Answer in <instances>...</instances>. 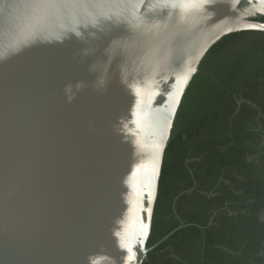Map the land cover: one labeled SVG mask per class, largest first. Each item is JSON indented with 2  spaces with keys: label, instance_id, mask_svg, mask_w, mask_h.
Here are the masks:
<instances>
[{
  "label": "water",
  "instance_id": "water-1",
  "mask_svg": "<svg viewBox=\"0 0 264 264\" xmlns=\"http://www.w3.org/2000/svg\"><path fill=\"white\" fill-rule=\"evenodd\" d=\"M264 0H0V264H142L184 91Z\"/></svg>",
  "mask_w": 264,
  "mask_h": 264
},
{
  "label": "trees",
  "instance_id": "trees-1",
  "mask_svg": "<svg viewBox=\"0 0 264 264\" xmlns=\"http://www.w3.org/2000/svg\"><path fill=\"white\" fill-rule=\"evenodd\" d=\"M171 231L142 264H264V32L221 37L184 91L147 247Z\"/></svg>",
  "mask_w": 264,
  "mask_h": 264
}]
</instances>
